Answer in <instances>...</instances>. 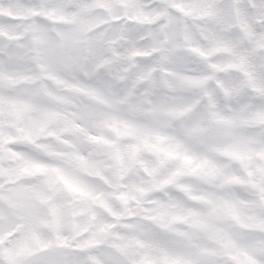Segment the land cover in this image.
Returning <instances> with one entry per match:
<instances>
[{"label":"clouds","instance_id":"9594fccd","mask_svg":"<svg viewBox=\"0 0 264 264\" xmlns=\"http://www.w3.org/2000/svg\"><path fill=\"white\" fill-rule=\"evenodd\" d=\"M0 264H264V0H0Z\"/></svg>","mask_w":264,"mask_h":264}]
</instances>
